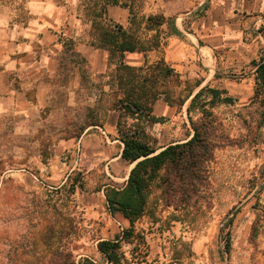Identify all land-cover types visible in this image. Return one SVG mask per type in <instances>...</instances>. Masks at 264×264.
<instances>
[{
	"label": "rangeland",
	"instance_id": "374dc122",
	"mask_svg": "<svg viewBox=\"0 0 264 264\" xmlns=\"http://www.w3.org/2000/svg\"><path fill=\"white\" fill-rule=\"evenodd\" d=\"M121 1L132 9L124 26L143 41L150 38L145 30L147 15L166 12L174 19L176 13L196 8L194 19L205 13L208 4L207 0ZM252 25L244 42L250 50H259L258 61L264 53V26L259 27L263 32L252 33ZM65 29L69 32L68 25L60 30ZM90 29L91 24L84 23L74 39L77 46L88 44L86 64L71 65L64 42L48 63L43 74L49 83L45 106L31 111L24 100L18 110L0 98V264L78 263L83 257L104 264L98 242L114 239L130 226L120 213L109 210L106 201L105 188L122 187L132 165L121 157L118 112L111 109L116 93L109 83L115 66L106 51L89 43ZM164 29L172 33L170 26ZM156 57L155 52H137L126 60L139 66L154 63ZM229 74L213 83L227 89L235 101L210 107L219 141L211 163L210 207L189 211L167 207L160 189L154 187L147 213L135 223L145 240L124 245L128 257L135 256L132 264H264L262 107L253 98L252 77L241 81L234 72ZM199 80L192 75L182 76L180 85L168 83L172 97H185L190 89L196 93ZM190 100L183 107L170 106L163 98L157 101L154 113L163 120L145 125L155 147L183 142L192 135ZM95 108L102 125L80 133ZM200 116V111L193 112L195 120ZM255 224L259 230L253 236Z\"/></svg>",
	"mask_w": 264,
	"mask_h": 264
},
{
	"label": "trees",
	"instance_id": "16d2710c",
	"mask_svg": "<svg viewBox=\"0 0 264 264\" xmlns=\"http://www.w3.org/2000/svg\"><path fill=\"white\" fill-rule=\"evenodd\" d=\"M120 0H89L86 14L91 17L89 42L93 47L108 53L109 63L114 65V75L109 83L112 93H116L111 109L118 112L116 122L117 138L122 141L121 157L134 166L122 187L107 186L105 196L112 213H120L130 226L124 228L114 239L98 242V250L105 258L104 264H132L133 257H128L125 244H140L145 239L135 229V223L148 211L149 197L154 187L161 191L165 206L175 209L191 210L193 207L206 205L210 207L211 199V163L219 141L215 133L213 107L218 102L233 103L234 97L227 89L206 85L196 93L193 89L178 100L172 97L168 83H181V73L165 58L154 63L131 65L127 56L132 53L146 54L150 50H163L168 47L171 34L180 35L175 29L173 18L163 13H151L146 17L145 30L151 32L147 41H143L134 32L113 21L108 14L110 5H119ZM125 6V5H124ZM127 7V6H126ZM132 12V9H130ZM171 27L166 32L164 25ZM264 26V25H262ZM263 32L262 29H259ZM64 42V53L71 65L82 67L87 63L86 57L76 49L73 39ZM61 42V39H60ZM255 70V100L260 102L261 122L264 123V53ZM200 85V81L196 86ZM208 96V97H207ZM163 98L170 106L183 107L191 98L187 113L193 129L192 135L183 142L170 143L162 148L155 147L146 131L148 121L159 122L163 117L154 113L159 99ZM200 111L197 120L194 111ZM92 114L80 128L82 133L88 126H101L102 119L98 110L90 109ZM131 120V121H130ZM83 186V183H80ZM232 218L229 223H232ZM258 224L253 227V236L258 234ZM224 231V230H222ZM228 236L229 233H227ZM228 245V249H229ZM61 264H96L88 257H83Z\"/></svg>",
	"mask_w": 264,
	"mask_h": 264
},
{
	"label": "crops",
	"instance_id": "0c3cea01",
	"mask_svg": "<svg viewBox=\"0 0 264 264\" xmlns=\"http://www.w3.org/2000/svg\"><path fill=\"white\" fill-rule=\"evenodd\" d=\"M207 2L205 13L200 17L193 19L196 8L188 13H176L173 24L181 34H171L165 49L148 52L157 53L156 61L165 58L181 77L198 76L199 89L213 86L233 72L241 81L252 77L255 82L254 62L259 50H250L244 36L250 33L247 31L250 23L255 28L252 33L257 29L260 33L259 27L264 24V0ZM87 5L85 0H0V98L4 104L19 110L26 100L25 107L31 111L47 104L49 83L43 74L58 54L64 36L74 40L84 23L91 24ZM108 14L124 26L130 10L120 0L119 5L109 6ZM164 15L169 18L166 12ZM63 25H68L69 32L60 30ZM148 34L151 36V32ZM87 46L79 43L76 49L86 57Z\"/></svg>",
	"mask_w": 264,
	"mask_h": 264
},
{
	"label": "water",
	"instance_id": "95a60500",
	"mask_svg": "<svg viewBox=\"0 0 264 264\" xmlns=\"http://www.w3.org/2000/svg\"><path fill=\"white\" fill-rule=\"evenodd\" d=\"M135 163L132 164V167L134 166Z\"/></svg>",
	"mask_w": 264,
	"mask_h": 264
}]
</instances>
